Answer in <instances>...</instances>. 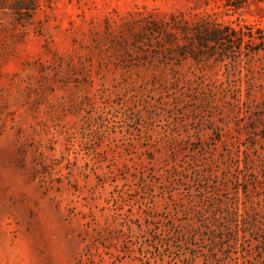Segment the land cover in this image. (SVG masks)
<instances>
[{"label":"rangeland","instance_id":"374dc122","mask_svg":"<svg viewBox=\"0 0 264 264\" xmlns=\"http://www.w3.org/2000/svg\"><path fill=\"white\" fill-rule=\"evenodd\" d=\"M197 211L264 264V0H0V264H153Z\"/></svg>","mask_w":264,"mask_h":264},{"label":"trees","instance_id":"16d2710c","mask_svg":"<svg viewBox=\"0 0 264 264\" xmlns=\"http://www.w3.org/2000/svg\"><path fill=\"white\" fill-rule=\"evenodd\" d=\"M204 29L207 31V28ZM205 31L201 35H204V33L209 35ZM200 38L202 41L205 39L204 37ZM195 216L196 218H188L182 224L170 223L158 226V223L153 222V219L146 223V232H154L153 235L149 234V243H154V246L152 244L151 247L157 251L155 256L157 258H155L156 260L153 264H163L166 260L169 264H192L199 257L204 258L205 264H224V261L229 260L235 254L231 246L236 244L239 239L236 235L237 233H233L235 231L230 228L233 225H237L234 220H227V226H220L219 218L204 217V213L201 211H197ZM227 228H230V231H227ZM162 229L168 230V237L162 235ZM170 237H173L177 244L170 243ZM197 237L202 238L200 246L193 243V240ZM91 252V246L86 248L81 257L82 260L93 259L94 255ZM117 252L118 254H115L114 258L119 262L120 260L117 258L122 250L117 249ZM127 253H132L129 247L124 248L123 254L129 256ZM138 253L139 256L134 258L135 261H140V264H144L142 263L144 252L138 251ZM245 255L249 257L247 253Z\"/></svg>","mask_w":264,"mask_h":264}]
</instances>
